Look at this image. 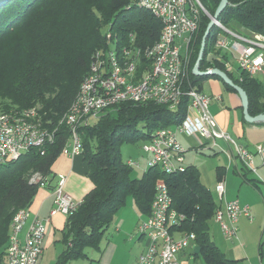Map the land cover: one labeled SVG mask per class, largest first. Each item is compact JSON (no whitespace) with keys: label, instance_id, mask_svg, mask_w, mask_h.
<instances>
[{"label":"trees","instance_id":"1","mask_svg":"<svg viewBox=\"0 0 264 264\" xmlns=\"http://www.w3.org/2000/svg\"><path fill=\"white\" fill-rule=\"evenodd\" d=\"M219 1L200 0L209 15ZM209 15L200 14L198 30L192 35L196 37L188 46L191 63L183 88L201 90L205 78L215 77L226 89L235 91L218 76L192 74ZM217 20L239 34L264 35V0H228ZM160 29L159 20L134 0H0V113L37 107L43 126L56 128L53 142L0 163V264H6L14 212L30 205L41 182L50 180L55 158L62 154L69 130L60 118L75 98L93 52L109 47L107 34L118 49L130 45L145 48L159 38ZM222 32L216 24L210 29L200 70H224L246 92L249 114H264V82L243 70L238 69L237 74L226 70V53L218 57L221 51L214 45ZM144 67L141 65L137 73ZM179 101L174 109L155 102H120L78 130L81 155L93 187L66 215L61 237L64 248L55 264L86 257L88 248L99 250L102 235L127 197L148 216L158 182L166 185L171 207L185 215L179 230L195 234L199 252L193 253L201 254L206 264L232 262L223 258L210 238L209 221L217 205L195 166L170 173L151 166L143 170L141 177L134 178L133 167L120 156L124 142L147 139L159 127H176L186 115L188 97L183 95ZM36 175L39 179L33 180Z\"/></svg>","mask_w":264,"mask_h":264},{"label":"built area","instance_id":"2","mask_svg":"<svg viewBox=\"0 0 264 264\" xmlns=\"http://www.w3.org/2000/svg\"><path fill=\"white\" fill-rule=\"evenodd\" d=\"M138 7L148 10L161 23L159 38L150 46L140 48L134 45L116 48L110 42L109 47L97 49L91 56L87 74L81 80L76 96L69 104L60 122L69 132V138L61 153L69 157L81 154L82 141L78 131L99 118L117 103L124 101L155 102L176 108L183 95L188 97L187 111L184 119L176 127H159L155 129L142 145L147 153L146 165L158 166L166 173L184 170V148L176 141V132L189 137L209 140L211 148L230 157H238L246 168L255 172L252 153L235 138L218 126L210 113V97L189 86L183 88L189 44L192 35L198 30L200 14L209 15L200 0H134ZM217 25L223 30L215 40V47L224 53L236 51L239 70L250 76L261 75L264 79V35L251 33L243 37L239 32ZM232 41L230 44L229 42ZM146 65L141 73L140 66ZM230 70L228 60L224 62ZM37 107L12 109L0 113V163L14 160L32 147H44L55 137L56 128L43 126ZM222 140L229 151L218 143ZM255 151H264V142L255 146ZM43 154V150H41ZM126 164L139 167L138 160L129 158ZM37 179L39 177L36 175ZM36 179V180H37ZM35 180V179H33ZM47 182V181H46ZM41 182V185H46ZM65 176L58 175L53 184V206L49 216L56 213L69 215L81 203L64 190ZM216 195L221 202L214 211L213 218L220 231L228 238L236 237V222L240 216L251 219L249 207L241 205L237 199H225V185L219 180L215 185ZM164 183L155 185V192L150 204L149 215L137 224V231L145 241V247L135 264H180L178 253L195 241L192 232L180 231L185 219L183 213L171 207V197ZM28 209L20 208L10 222L6 264H37L42 251V242L46 233L47 219L34 218L27 225L24 238H19L28 217ZM175 233L179 235L176 236Z\"/></svg>","mask_w":264,"mask_h":264},{"label":"crops","instance_id":"3","mask_svg":"<svg viewBox=\"0 0 264 264\" xmlns=\"http://www.w3.org/2000/svg\"><path fill=\"white\" fill-rule=\"evenodd\" d=\"M241 35L250 37L249 33L242 32ZM229 43L231 44L232 41ZM226 57L231 65L230 71L237 74L239 70L235 59L236 51L230 49L226 53ZM255 78L264 82L261 75H256ZM201 86L200 91L210 97L209 110L218 126L252 153L251 164L255 172L246 168L243 162L232 153L228 157L220 150L211 148L209 140H204L197 135L189 137L177 131L176 141L181 143L185 151L186 148L195 150L202 148L198 150V153L208 154L210 157L209 160L198 163L200 165H195L190 161L184 165H192L198 169L201 182L209 188L217 206L221 202L214 192V188L219 180H223L225 199H237L241 205L246 204L249 207L251 219L245 216L238 218L236 237L233 238L223 235L218 224L212 219L213 217L210 218L216 223L217 228L211 231V234L209 228L208 232L211 240L215 243L214 245L223 254V258L231 260L230 264H264V151L261 153L255 151V146L264 142V122L246 121L238 93L226 89L219 79L207 77L202 81ZM181 137L189 140L187 145L184 144ZM218 143L222 148L229 151L225 142L218 140ZM184 160H186L185 153ZM137 169L142 170L141 173H143V168ZM50 172V180L46 182V185H41L38 188L32 202L27 207L28 217L24 227L19 232V238L22 240L27 225L34 218L49 219L46 233L42 238V253L37 264H55L57 256L64 248L61 237L65 227L66 215L56 213L49 216V211L53 206V184L57 181L58 175L63 174L65 176L64 190L76 200H82L93 187L87 175L86 162L81 154L72 158L60 154L52 163ZM146 217L147 214L141 212L132 199L129 208L119 209L112 221L109 222L110 224L102 235L100 249L90 252L92 250L88 248L86 249V257L72 260L68 264H135L146 244L145 239L137 231V224ZM175 235L178 236L179 234L175 233ZM192 243L194 246L197 245L195 242ZM186 249L178 253L180 264L188 262Z\"/></svg>","mask_w":264,"mask_h":264},{"label":"rangeland","instance_id":"4","mask_svg":"<svg viewBox=\"0 0 264 264\" xmlns=\"http://www.w3.org/2000/svg\"><path fill=\"white\" fill-rule=\"evenodd\" d=\"M201 3V2H200ZM203 6V5H202ZM218 26V25H217ZM195 37H196V35L194 36V38H192L193 40L195 39ZM189 59H191V51H189ZM189 59H187V67H186V72L184 73L185 74V76H186V74H187V72H188V70H189V67H190V60ZM230 64V63H229ZM231 66V65H230ZM38 106V105H37ZM60 120H61V118H60ZM170 128V127H169ZM173 129L175 128L174 126L172 127ZM181 139H182V137H181ZM182 140H184V144L185 145H187V143L189 142V140L187 141L186 139H182ZM146 141V139H143V138H139V139H137V141L135 140V141H132V142H124L121 146H120V152H121V158H122V160L123 161H127L129 158H131V159H133V160H138L139 161V163H140V165H141V167H138V168H143L144 169V167H145V165H146V158L148 157V155H147V153L146 152H144L143 150H142V145L144 144V143H146L145 142ZM191 141V140H190ZM226 144V143H225ZM198 150H200V149H202V148H197ZM198 150H195V149H187L186 148V151L184 152L185 153V159L186 160H184V163L185 164H187V163H189V161L190 162H192L193 164H195V165H197L198 163H201L202 161H207V160H209V155L208 154H206V155H203V154H201V153H198L199 151ZM186 154H187V156H186ZM143 162H144V164H143ZM139 165V166H140ZM143 165V166H142ZM198 165H200V164H198ZM141 171L142 170H140V169H137V167H133L132 168V173H131V175H132V177H134V178H139V177H141V175H142V173H141ZM33 179H37V177L36 176H33ZM131 202H132V199L130 198V197H127L126 198V202L125 203H127L126 204V206L124 207V205L121 207V208H119V209H122V208H125V209H127V208H129V206H130V204H131ZM209 228H210V234L212 233L211 231H213L214 229H216L217 228V225H216V223H214V221L213 220H210L209 221ZM194 244L191 242V244L190 245H188V247H187V249H186V253H187V257L188 258H186L187 259V263L186 264H205V262H204V260L202 259L203 257H202V255L201 254H199L198 256H196L195 254H193V251H194ZM90 250H92V249H90ZM90 252H93V250L92 251H90Z\"/></svg>","mask_w":264,"mask_h":264},{"label":"water","instance_id":"5","mask_svg":"<svg viewBox=\"0 0 264 264\" xmlns=\"http://www.w3.org/2000/svg\"><path fill=\"white\" fill-rule=\"evenodd\" d=\"M226 5H228V0H220L215 9V12L212 15H209L210 21L208 22L205 28V31L201 37L199 51H198L195 63L193 65V68H192V74L201 75V76H204V75L218 76L224 83L231 86L238 93L240 100H241V106H242V112H243L244 119L248 122H257V121L264 122L263 113H259L254 116L249 114V112L247 111L248 110V98H247L246 92L244 91L242 87L234 83V81L228 76V74L224 70H221L218 67H211L206 70H200L199 68V64L201 61L200 59H202L204 48H205L204 46L206 43V39L209 35L210 29H212V26L214 24L218 23V20H217L218 16L222 12V10L226 7ZM194 252L195 253L199 252L198 246L194 247Z\"/></svg>","mask_w":264,"mask_h":264},{"label":"bare ground","instance_id":"6","mask_svg":"<svg viewBox=\"0 0 264 264\" xmlns=\"http://www.w3.org/2000/svg\"><path fill=\"white\" fill-rule=\"evenodd\" d=\"M217 25V24H216Z\"/></svg>","mask_w":264,"mask_h":264}]
</instances>
